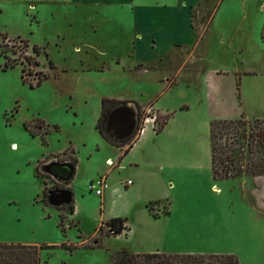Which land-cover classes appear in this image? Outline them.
I'll use <instances>...</instances> for the list:
<instances>
[{
  "label": "rangeland",
  "instance_id": "obj_1",
  "mask_svg": "<svg viewBox=\"0 0 264 264\" xmlns=\"http://www.w3.org/2000/svg\"><path fill=\"white\" fill-rule=\"evenodd\" d=\"M263 1L0 0V33L9 39L0 38V243L56 246L42 251L43 264H131L127 254L146 249L264 264V177L215 181L206 119H264ZM4 51L16 68L3 70ZM38 72L49 76L40 86ZM104 99L133 102L122 107L135 109L134 125L149 122L150 144L170 143L177 127L188 128L204 169L181 178L184 188L175 184L170 208L153 205L157 219L144 208L121 216L124 197L91 189L121 156L96 129ZM165 113L174 118L156 136L152 123L157 131ZM74 157L71 216L41 201L44 182L48 192L67 188L44 166ZM114 215L127 220L121 236L102 226Z\"/></svg>",
  "mask_w": 264,
  "mask_h": 264
},
{
  "label": "trees",
  "instance_id": "obj_2",
  "mask_svg": "<svg viewBox=\"0 0 264 264\" xmlns=\"http://www.w3.org/2000/svg\"><path fill=\"white\" fill-rule=\"evenodd\" d=\"M193 18V16L191 17ZM192 21V19H191ZM193 26V25H192ZM261 40L264 42V25L260 33ZM0 38L3 41H9L6 35L0 33ZM26 49L29 45L27 41H22ZM2 48V46H0ZM36 55L40 54V49L35 46L33 48ZM5 55L6 63L3 70L14 69L18 66L16 61H12L9 58L8 51L3 52ZM28 63L32 64V57L27 58ZM35 66H39V62H34ZM53 66V64L51 63ZM37 86H40L43 82L48 80L49 76L44 72L36 73ZM23 80L25 77L22 75ZM26 81V80H25ZM133 102L118 101L115 99H104L101 104V113L96 124V129L99 134L111 145L117 148H124L128 145L124 155H126L134 143L138 140L141 131L144 128V122L141 119L138 121L135 132L127 139L123 141H116L108 133V121L111 113L118 107L127 105ZM138 108L140 106L136 104ZM183 108L182 110H185ZM173 114H168L164 118V121L160 124L159 129L156 131L160 134L168 122L173 118ZM26 129L36 137L38 132H33L29 125H26ZM48 131L45 133L47 135ZM209 139L211 148V170L212 176L215 181L238 178L243 173H250L252 176H264V120L257 119L253 122H248L243 119L227 120V119H213L209 125ZM123 157H121L122 159ZM245 165H242V164ZM69 164L72 166L74 173L70 181L66 184L67 190L71 191L68 187L73 181L76 167L78 165L77 157H74ZM39 177V167H36ZM42 195V201L45 204L48 203V191L46 183ZM72 192V191H71ZM159 202H150L148 204L149 212L153 210V205ZM62 207H67L68 213L73 215L75 212L74 202L69 205H63L58 207L59 210ZM155 219L158 216L153 215ZM64 217H61L60 226L62 231L65 232L63 222ZM126 219L113 218L103 223L102 226L108 228L107 235L119 236L126 229ZM101 226L100 230L103 228ZM57 248L56 246H35L26 244H4L0 243V264H43L41 259L42 251L51 250ZM61 248L74 250L77 246L62 244ZM131 264H241L240 260L235 255H218V254H167L161 252L153 253H129L127 254Z\"/></svg>",
  "mask_w": 264,
  "mask_h": 264
},
{
  "label": "crops",
  "instance_id": "obj_3",
  "mask_svg": "<svg viewBox=\"0 0 264 264\" xmlns=\"http://www.w3.org/2000/svg\"><path fill=\"white\" fill-rule=\"evenodd\" d=\"M263 5H264V1L261 4V7H263ZM184 7L187 9L189 8V4L186 3V1ZM193 7L195 8V6L190 7L191 10L193 9ZM213 17L214 16H212L211 19H213ZM145 71L146 72L144 73L146 74L151 73V71L150 72L147 70ZM251 74H253V72L245 73V75H251ZM130 104L131 103H129L128 106L132 107L133 103L132 105ZM131 109L133 110L134 113H136L134 108ZM151 110H153L152 106H151ZM157 113L164 114L163 112L160 111H157ZM173 118L171 120H173ZM214 118L215 117L211 115H209L206 118L209 125H210V121L213 120ZM227 120H234V119H227ZM117 126L122 127V129L119 131L120 133L119 135L122 137H120V139L114 137L113 139L116 141H123L129 138L135 132L137 127V125H133V127L132 125H125L124 127L125 129H123V125H117ZM150 126L152 127V125ZM167 127H169V125H167L160 134H157L154 129L153 132L155 133L156 136H160L165 133ZM187 131L188 128L184 126L177 127L175 129V134L177 136L175 140L171 141L170 143L161 142L159 144L158 141L159 139H157L156 142L150 144L149 139H147L150 134L149 122L146 121L138 140L134 143V145L130 148L129 152L126 155H124V152L127 148L125 147L118 148L121 153L119 161L116 163L114 162L115 166L111 167L112 169L109 170L103 176L106 178L107 183L108 180L110 181V183H108V188L106 189L107 191L105 190L106 192L103 194H105L106 197L112 200L114 199V201L117 199H121L122 197H124V199L127 200L126 211L128 212L127 214H120L121 216H129L134 210L136 209L142 210V208H144L145 213H148V218H154L150 214L148 209V204L150 202H159L164 205L168 204L170 208L171 199L175 200L173 196V192L175 190V184L178 187H183L180 186L182 182L180 181L181 178L182 180L184 179L185 182H187V180L189 179L187 177L191 175L195 170L204 169L201 163L202 161L199 158V155L196 152H194L191 141L187 139L188 137ZM121 157L123 158L121 159ZM207 168L210 170L212 175L211 148L209 150V160L207 163ZM256 177H264V176H256ZM129 180L132 181L133 184L127 187L125 186V183L126 181ZM109 217L112 218L115 217V215ZM129 229L130 230H129L128 239L130 240V242H132L133 230L131 228ZM153 252H160V251L155 249L154 250L146 249V250H136L135 252L132 253H153ZM192 253L193 252H189L187 254H192ZM173 254H179V253H173Z\"/></svg>",
  "mask_w": 264,
  "mask_h": 264
},
{
  "label": "water",
  "instance_id": "obj_4",
  "mask_svg": "<svg viewBox=\"0 0 264 264\" xmlns=\"http://www.w3.org/2000/svg\"><path fill=\"white\" fill-rule=\"evenodd\" d=\"M121 113L125 114L124 116H127L128 118L130 116V119L125 121L127 122L126 125H132L133 127V125L135 124V114L132 109L130 108L124 109V107H118L117 109H115L111 113L109 121L112 118L113 114H116V115L118 114V116L114 118L113 122L110 123L108 121L107 128L109 132H111V134H113L117 139H120V137H122L119 135L120 134L119 131L122 129V127L117 126V125H122L121 124L122 118H124V116L120 117L119 114ZM124 127L125 125H123V129H125ZM44 172L47 173L48 175H51L54 179L58 180L59 182L67 183L68 181L71 180L74 170L69 163H49L44 166ZM72 200H73L72 192L67 189L51 190L49 191V194H48V203L49 205L53 207L69 205L72 203Z\"/></svg>",
  "mask_w": 264,
  "mask_h": 264
},
{
  "label": "built area",
  "instance_id": "obj_5",
  "mask_svg": "<svg viewBox=\"0 0 264 264\" xmlns=\"http://www.w3.org/2000/svg\"><path fill=\"white\" fill-rule=\"evenodd\" d=\"M152 124H153V127H154L155 126L154 125V122ZM109 165L111 167H114L115 166V163L112 162V161H110L109 162ZM132 184H133V182L129 180V181H126L125 186L128 187V186H131ZM107 188H108V183H107V180H106L105 177H100V178L94 180L92 182V184H91L92 191H95L98 196H102L103 193H104V191Z\"/></svg>",
  "mask_w": 264,
  "mask_h": 264
},
{
  "label": "bare ground",
  "instance_id": "obj_6",
  "mask_svg": "<svg viewBox=\"0 0 264 264\" xmlns=\"http://www.w3.org/2000/svg\"><path fill=\"white\" fill-rule=\"evenodd\" d=\"M263 9H264V5H263ZM124 115H125V114H123V113L119 114L120 117H122V116H124ZM116 116H118V114H117V115H116V114H113V115H112V118L110 119L109 122H110V123L113 122V120H114V118H115Z\"/></svg>",
  "mask_w": 264,
  "mask_h": 264
},
{
  "label": "flooded vegetation",
  "instance_id": "obj_7",
  "mask_svg": "<svg viewBox=\"0 0 264 264\" xmlns=\"http://www.w3.org/2000/svg\"><path fill=\"white\" fill-rule=\"evenodd\" d=\"M116 109H117V108H116ZM61 171H62V170H61ZM62 173H63V172H62ZM62 173H61V174H62ZM62 175H63V174H62Z\"/></svg>",
  "mask_w": 264,
  "mask_h": 264
}]
</instances>
